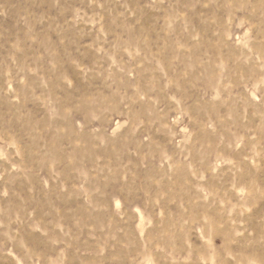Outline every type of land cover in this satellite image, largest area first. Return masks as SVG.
I'll use <instances>...</instances> for the list:
<instances>
[{
  "label": "rangeland",
  "instance_id": "rangeland-1",
  "mask_svg": "<svg viewBox=\"0 0 264 264\" xmlns=\"http://www.w3.org/2000/svg\"><path fill=\"white\" fill-rule=\"evenodd\" d=\"M0 264H264V0H0Z\"/></svg>",
  "mask_w": 264,
  "mask_h": 264
}]
</instances>
